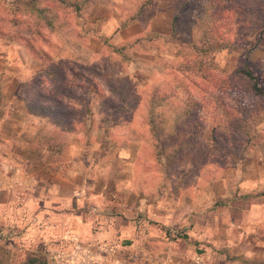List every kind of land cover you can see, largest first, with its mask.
I'll use <instances>...</instances> for the list:
<instances>
[{
	"label": "rangeland",
	"instance_id": "374dc122",
	"mask_svg": "<svg viewBox=\"0 0 264 264\" xmlns=\"http://www.w3.org/2000/svg\"><path fill=\"white\" fill-rule=\"evenodd\" d=\"M146 1L87 2L79 15L60 11L57 26L38 36L22 0H0V264H24L35 252L61 264L86 259L88 247L77 252L65 227L76 233V215L92 218L101 201L114 228L131 225L105 239L122 244L108 257L113 264H264V100L234 74L246 55L264 92V36L253 29L239 43L203 44L202 26L222 10L205 0H153L137 15ZM192 44L209 49L205 78L185 70ZM63 85L75 98L56 110L74 126L57 129L59 119L31 105ZM85 88L95 91L88 112ZM154 89L164 96L152 117L164 150L146 124ZM73 108L80 115L64 114ZM187 114L202 135L180 149L195 134L182 135ZM233 117L244 132L236 134ZM42 127L51 140L41 139Z\"/></svg>",
	"mask_w": 264,
	"mask_h": 264
},
{
	"label": "trees",
	"instance_id": "16d2710c",
	"mask_svg": "<svg viewBox=\"0 0 264 264\" xmlns=\"http://www.w3.org/2000/svg\"><path fill=\"white\" fill-rule=\"evenodd\" d=\"M23 4L21 6L20 11L24 14H27L33 19L34 25V33L38 36H40L41 32L45 29H54L57 26V20L56 15L60 11H69L75 15H79L83 6L87 2H91L94 0H22ZM153 0H147L144 2L140 8L137 10V15H142L150 6H152ZM196 1V0H192ZM200 1V0H198ZM204 1V0H201ZM206 2L212 4L215 6V9L222 10L221 13L213 12L210 14V22H207L202 27V35L200 38V41L204 44H210L209 42L215 41L216 38H218L219 42H225L229 45L234 44V40H231L233 37L236 39V43H239L243 39L246 40L251 30H256L259 35V39H261L264 36V0H205ZM184 5V4H183ZM227 17H224V14ZM177 20V16H174L172 19V22L175 23ZM228 22V23H227ZM247 28V29H245ZM31 33V32H30ZM32 35V33H31ZM226 35H228V38L225 39ZM17 40L22 41L21 44H23V41H25V38L22 36H16ZM29 44L30 42H27L26 45L29 48L28 51L32 55H37L35 52V48L31 50ZM33 45V44H32ZM237 45V44H236ZM34 46V45H33ZM192 50V58L185 63V70L186 71H192L197 76H200L202 78H205L208 76L206 69L201 64L202 62V54H206L209 49L205 50L202 46L197 45H191ZM111 49L113 52H119L123 49L122 46H111ZM248 57L244 56V61L242 62V68L237 69L234 74L237 76V78L242 79L244 83H247L248 90L255 96L260 97L264 100V92L260 86V83L256 77V75L253 73V71L246 65ZM56 68L54 66H50V70L47 72L49 78H53L54 80L59 78L61 74H57L55 72ZM57 71V70H56ZM91 87V86H90ZM95 92L94 89H87L83 90V96L85 97L83 101L86 104L87 97L91 95V93ZM75 96L73 92H71L68 87L58 86L57 88H54V90H50L48 92H40L38 94V104L31 105V113H37L38 115H44L46 117H55L59 119L60 122H54L57 129H59L62 125L66 124L68 127L74 126V121L71 119L66 120V118L62 117L61 112H58L56 110L57 108H60L64 106L65 101L72 102L74 100ZM148 100V108L146 113V124L149 128L151 139L154 141V147L157 149L158 147H161V150L165 149V141H163V133L159 132L154 127V122L152 120V117L156 113L158 102H161L164 100V96H159L157 92L152 90L147 97ZM51 103L53 108L51 106H47L44 103L45 102ZM88 105L85 106V112H88ZM73 114V118L75 115H80L78 110L72 109V112L64 113V114ZM72 118V119H73ZM65 119V120H64ZM236 125V134H240L242 131H245V121L240 118V123L238 122L237 117H233ZM56 121V120H53ZM187 126L184 124V132L182 133L183 136L188 135V133L194 128V133L190 138H185L183 142L181 141L180 149L183 148L184 145L189 144V140L195 137H200L202 135L201 133V127L199 123L193 118L191 114H187ZM189 128V130H187ZM71 129V128H69ZM67 129L63 128L59 131L62 133L65 132ZM46 130L44 127L39 129V135L41 136V139L45 140H51V137L49 135H46ZM37 133V134H38ZM43 136V138H42ZM230 139L227 140L228 146L234 147L237 145V139L233 136H229ZM58 139V138H57ZM56 140V139H55ZM215 139L212 138L211 143H214ZM61 146V143L57 144ZM24 264H48V259L45 254L41 252H35L31 253L27 256Z\"/></svg>",
	"mask_w": 264,
	"mask_h": 264
},
{
	"label": "crops",
	"instance_id": "0c3cea01",
	"mask_svg": "<svg viewBox=\"0 0 264 264\" xmlns=\"http://www.w3.org/2000/svg\"><path fill=\"white\" fill-rule=\"evenodd\" d=\"M98 209L100 210L99 211L95 210L96 211L95 216H93L92 218H88V220L86 217H79V215L78 216L76 215V218L78 220H76L77 229L75 230H77V232L73 233V228H72L73 225L71 223H67L69 224V227L68 228L65 227L66 234H67V237H70L71 241H73L70 244L75 245L77 252L78 250L82 251L81 249H84V247H88L86 248L88 250V256L84 257L86 259L81 260V261H84L83 263L85 264H113L108 260V257L111 255H115L114 251H116V249L119 248L120 245L122 244L120 243L110 244L109 242H106L105 239L107 238L108 235L112 236L113 234L117 232L119 233V231L120 233H125L127 230H130L131 225H129L130 223L122 224L121 226H118L119 228L118 227L114 228L113 222L111 219L112 217L107 216L102 211V201L101 203L98 204ZM51 214L55 215V214H59V212L56 213V210H55ZM61 214H64V213H61ZM71 214L72 212H69V215ZM68 221L72 222V220L70 219ZM86 222L88 224H86ZM46 230L55 232L57 230V227H55L53 224H47ZM79 241H82V242L84 241L86 243V246L79 245L78 244ZM79 247H81V249ZM94 251H99L100 252L98 253L99 255L98 254L93 255L92 252ZM58 261L59 259L57 258L53 261L48 260V264H61L60 261L59 262ZM79 261L80 260L78 258H76L75 260L73 258L71 259V264H78ZM122 263L123 262L119 261V259L117 260V264H122Z\"/></svg>",
	"mask_w": 264,
	"mask_h": 264
}]
</instances>
